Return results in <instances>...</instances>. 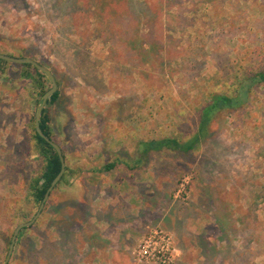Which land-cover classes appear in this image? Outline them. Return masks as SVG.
<instances>
[{
    "label": "rangeland",
    "instance_id": "1",
    "mask_svg": "<svg viewBox=\"0 0 264 264\" xmlns=\"http://www.w3.org/2000/svg\"><path fill=\"white\" fill-rule=\"evenodd\" d=\"M0 53L55 75L45 108L69 168L9 264H142L134 247L155 229L174 238V264H264V83L194 151L139 161L142 141L188 140L213 94L264 70V0H0ZM37 80L0 72V264L40 208L28 193L43 166ZM117 160L138 165L101 172ZM116 196L130 207L110 208Z\"/></svg>",
    "mask_w": 264,
    "mask_h": 264
},
{
    "label": "trees",
    "instance_id": "2",
    "mask_svg": "<svg viewBox=\"0 0 264 264\" xmlns=\"http://www.w3.org/2000/svg\"><path fill=\"white\" fill-rule=\"evenodd\" d=\"M8 64H15L0 59V72H2ZM20 65L24 68L33 69L38 74V83L41 86V93L44 95L49 89L44 88L41 83V79L45 74L39 72L34 66L30 64H15ZM24 77L28 76V72L23 74ZM58 82V81H57ZM264 83V70L258 72L254 76L250 77L248 82H245L241 87L240 91L235 96H228L225 94H213L208 104L204 106L200 115V122L197 131L186 141L179 140L177 138L165 137L157 140L142 141L139 144V151L141 153L139 161H142L144 157H147L151 152H162L172 151L177 153L187 154L194 151L197 145L209 135V127L218 113L228 109H239L243 107L249 98L251 90L256 85ZM59 86V83H58ZM60 93L57 91L50 97L47 104L52 105L58 101ZM52 124V113L51 108H44L41 118V129L43 132L54 140V129ZM34 136L35 147L39 157L43 161V166L38 175L31 178L28 183V193L31 199L34 201L37 207H39L45 197V194L50 187L53 180L61 171V160L56 149L49 144L44 138H42L35 129L34 125ZM56 142V141H55ZM57 143V142H56ZM65 160H67L66 151L62 148ZM116 167V163H107L101 169V172L111 171ZM69 172L68 166L66 172L62 177L61 181L55 187V189L63 182L66 181ZM51 196V195H50ZM29 228L21 230L17 240L22 239L25 232ZM17 242V241H16Z\"/></svg>",
    "mask_w": 264,
    "mask_h": 264
},
{
    "label": "water",
    "instance_id": "3",
    "mask_svg": "<svg viewBox=\"0 0 264 264\" xmlns=\"http://www.w3.org/2000/svg\"><path fill=\"white\" fill-rule=\"evenodd\" d=\"M0 59L7 61V62L15 63V64H30V65L34 66L39 72L45 74L48 77V79L50 80V82L52 83V88H50L42 96V100L40 101V103L37 107L36 114H35V129H36V132L42 138H44L49 144H51L56 149V151L60 157V160H61V171L56 176V178L53 180L50 187L48 188V190L45 194V197H44V199L40 205L39 211L37 212V214L34 216V218L32 220L19 224V226L15 229L13 236H12V239H11L8 254H7L6 259L4 261V264H9L10 260L12 258V255L14 253L17 238H18L21 230H23L25 228H29L32 225H34L35 222L37 221V219L39 218V216L42 214V211H43L51 193L54 191L55 187L58 185V183L61 181L62 177L65 174L67 164H66V160H65V156H64L62 147L58 143L53 141L50 137H48L43 132V130L41 129V126H40L42 113H43L44 108L46 107L48 100L50 99V97L52 95H54L58 91L59 86H58V82H57L55 75L53 74V72L49 68L40 64L38 61H36L35 59H33L31 57H16V56L0 53Z\"/></svg>",
    "mask_w": 264,
    "mask_h": 264
},
{
    "label": "built area",
    "instance_id": "4",
    "mask_svg": "<svg viewBox=\"0 0 264 264\" xmlns=\"http://www.w3.org/2000/svg\"><path fill=\"white\" fill-rule=\"evenodd\" d=\"M133 257L142 264H174L175 240L168 232L155 229L134 247Z\"/></svg>",
    "mask_w": 264,
    "mask_h": 264
},
{
    "label": "crops",
    "instance_id": "5",
    "mask_svg": "<svg viewBox=\"0 0 264 264\" xmlns=\"http://www.w3.org/2000/svg\"><path fill=\"white\" fill-rule=\"evenodd\" d=\"M115 163H116V167L114 168V169H112L111 171H108V172H106V173H112V172H114V171H116V169L117 168H119L120 169V167H126L127 169H134V167H136L138 164H136L135 166H132L133 164H130L128 161H124V160H117V161H114ZM111 163H113V162H111ZM105 166V165H104ZM119 169H117V170H119ZM120 171V170H119ZM118 171V172H119ZM118 175H120V172H119V174H117V176H115V178H114V183L115 182H117V181H120V182H123V180L121 179V178H118ZM122 180V181H121ZM119 200H118V202H116V198H114L113 197V202H112V206H109L110 208H115V209H117V208H121V207H124L125 206V204L126 203H124L123 202V204H119V202H120V198L118 197V196H116ZM126 206L127 207H130V204H126ZM125 210L127 211L128 210V208H125ZM97 212L98 211H96V213L95 214H93V216L95 215V217L97 218V219H100L101 220V222H103V221H106L107 223L108 222H110V219H102L98 214H97Z\"/></svg>",
    "mask_w": 264,
    "mask_h": 264
}]
</instances>
